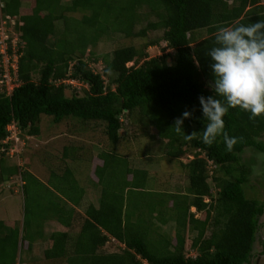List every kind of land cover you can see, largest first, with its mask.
<instances>
[{"label": "trees", "instance_id": "1", "mask_svg": "<svg viewBox=\"0 0 264 264\" xmlns=\"http://www.w3.org/2000/svg\"><path fill=\"white\" fill-rule=\"evenodd\" d=\"M0 2V19L6 15L13 17V28L20 31L15 45L16 82L19 83L10 93L5 87L0 89V186L17 175L23 182L21 192L26 195L30 182H39L36 175L26 169L28 164L8 162L14 140H4L10 134L6 126L11 122L19 128L25 149L30 147L28 139L40 133L41 114L51 116L54 123L71 118L87 124H103V134L110 144V148H103L98 153L102 163L94 167L95 179L90 177V181L100 187L97 206L92 201L87 203L77 233L72 237L66 229L49 232L52 221L68 226L79 214L73 206L64 208L68 205L66 201L74 206L82 205L85 189L78 186L74 176L76 163H67L60 176H56L60 181L53 183L54 190L39 182L53 192L51 195L56 201L58 198L62 201H57L56 212L48 223L43 221L41 225L38 221L41 228L29 232L27 224L31 215L33 218V211L26 208L25 198L23 208H20L21 222L12 220L10 225H5L0 220V264H14L17 251L20 255L28 252L33 240H41L46 231L49 246L43 252L45 262L54 259L66 260L68 264H248L253 257L257 237L262 252L263 241L257 233L263 225L259 218L264 214V201L246 197L244 185L249 169L238 165V162L245 147L264 152V143L254 139L264 131V118L253 121L249 119V113L239 108L230 109L223 118L225 131L229 137L242 139L231 152L227 151L222 136L208 146L200 138L206 121L198 98L213 95L206 86L212 75L209 67L211 60L205 52L214 46L217 26L254 23L264 19V2L33 0L30 11L22 8L23 0ZM144 8L145 11L142 10ZM67 11H80L82 14L76 18L67 15ZM149 16L155 19H147ZM141 19H147V24L139 33L144 35L149 29L162 30L161 38L166 42L165 46L173 51L149 57L145 48L159 43L158 39L146 43L143 49L133 45L118 47L110 58L107 54L103 55V72H94L84 60L85 54L92 62L98 59L91 56L89 46L96 45L103 35L112 32L136 35L132 29ZM57 20L62 21L63 27L59 30L58 39L49 45L46 39L58 32L55 28ZM69 20L72 24L69 32L65 33ZM201 32L205 35L198 39ZM8 52L12 53L10 38ZM130 60L134 63L126 66ZM139 60L142 61L137 65ZM70 62L73 64L68 73ZM111 72L114 76L105 83L103 74ZM34 73L38 74L36 80L32 78ZM65 78L82 81L87 88L80 95L72 93L67 96L66 84L62 82ZM186 110L192 113V118L184 120L185 133L201 132L192 141L184 140L172 127L175 119ZM134 111L147 116L157 138L163 141L168 157L178 159L186 153L193 155L188 162L180 163L188 179L183 191H187L191 198L185 195V206H181L184 216L176 218L173 237L166 235L164 239L159 238L164 243L161 254L148 247L143 226H133L130 221L132 213L125 205L122 191H113L107 199L101 186L104 170L114 168V161L125 166L126 173L122 179L125 188L141 192L147 185V171L130 166L128 159L116 150L123 128L121 116ZM74 151L73 147L63 146V159L75 162L77 156ZM138 170L142 173L138 174ZM129 173H133L132 176L128 177ZM67 176L70 182L64 181ZM14 188L10 185L7 191L14 195ZM213 188H216L215 193ZM176 190L183 192L182 188ZM204 196L209 197V203L203 201ZM191 206L196 211H203L204 218L195 217L194 212L189 210ZM214 208L216 213L210 223V234L205 236L210 211ZM162 221L166 223V220ZM193 230L196 233L189 247L196 254L192 256L185 251V232ZM155 232L164 235L161 230L156 229ZM110 242L119 244V249L101 251Z\"/></svg>", "mask_w": 264, "mask_h": 264}, {"label": "rangeland", "instance_id": "2", "mask_svg": "<svg viewBox=\"0 0 264 264\" xmlns=\"http://www.w3.org/2000/svg\"><path fill=\"white\" fill-rule=\"evenodd\" d=\"M261 2L264 1L261 0ZM33 3V0H23L21 6L22 8L26 9L25 11H30ZM1 5L2 4L0 2V6ZM142 10L145 11L146 8ZM66 14L80 18L82 12L67 11ZM147 19L154 20L155 17L149 16ZM147 19H141L133 26L132 31L136 35L127 36L125 32H112L108 35H103L96 45L89 46V49L92 52L91 56H97V61L92 62V60L88 58L87 54L84 55V60L88 62V65L94 72L102 73L104 67L103 55L107 54L110 58L113 50L118 47H127L133 45L136 48L143 49V45L158 39L159 43L147 46L145 48L146 54L149 57H153L164 52L173 51L172 49L168 48V46H165L166 42L161 38L162 30L149 29L146 30L144 35L139 33L141 29L146 27ZM7 22L9 23L7 25L8 30L2 35L1 29L4 31L6 26H4L5 22L2 24L0 19V34L2 35V39L9 37L11 45L14 46L17 40H19L20 31H16L17 29L15 30L12 28L8 20ZM71 24L72 21L69 20L65 33L69 32ZM1 26H3V28H1ZM62 27L63 23L61 20L55 21V28L58 32H56L54 35H50L46 39V41H48L47 44L53 45L56 38L58 39L59 30ZM204 35L205 32H201L198 36V39L202 38ZM141 61L142 60H139L137 65L141 63ZM133 63L134 60H130L126 63V66H131ZM72 64L73 62H70L68 73L71 72ZM112 76H114V73L112 72L106 75L103 74L105 83H108ZM32 78L36 80L38 78V74H32ZM11 82L14 84V86L15 84L17 85L19 83L18 81H14L13 78ZM62 82L66 84L65 94L67 96L71 95L72 93L80 95L87 88V85L84 82L75 79L65 78L62 80ZM113 86L114 85H112V87ZM121 117L123 128L120 130L121 138L116 146V150L128 159L130 166H135L139 169H145L147 171V185L141 192L137 189L134 190L132 188L130 189L129 187L125 188V185L122 184V179L126 173L125 166L117 161H114V168H112L113 170L111 167L104 170L101 186L104 187V196H108L107 199L113 195V191L114 193H120V191H122L125 205L128 206V211L132 213L130 221L134 223L133 226H143L142 230L146 231L144 238L148 247L156 253L161 254L164 250V243H162L159 238L163 237L162 239H164L166 238V235H171V237H173L172 235L174 234V223L176 218H178V215L182 217L184 216L182 214L183 209L181 206H185V195L189 196V193L187 191H183V187L187 186L188 179L187 172L180 163L188 162L193 158V155L191 153H186L178 159L168 157L163 146V141L157 138L156 130L147 121V116L141 115L138 111H134L130 115L126 116L125 114ZM39 128L40 133L35 137H30L28 139L30 140V147H28V149L23 148L24 144L21 142V140L15 141L17 138L19 139L17 134H15L13 148L9 153L11 157L8 158V162H16L25 166L28 164L26 169L34 174L36 173L35 175L37 176L35 177L44 186L52 188L53 183L60 181L56 176H60L64 169V165L67 163H76L74 164V167H72L74 170V176L78 182V186L84 188L85 190L88 188L87 202L83 199L82 205L77 206V209L83 212L86 203L89 201L96 203L97 197L99 196V185H95L90 181L91 178L96 177L94 173V167L102 163L98 153L103 148H110V144L107 142L106 135L103 134V124H94L91 122L87 124V122L82 123V121L71 118H64L59 123H54L51 116L41 114ZM254 139L255 141L264 143V131L260 135L254 137ZM65 145L68 146V148L73 147L75 149L74 153L77 156L75 162H70L71 160L66 161L63 159L62 149ZM20 152L22 154H20ZM239 164L245 165L249 169L247 174L248 180L246 185H244L246 197L264 201V152H260L253 147H245L240 153L238 165ZM140 173L142 172L138 170V174ZM132 174L129 173L128 177H130V175L132 176ZM69 179L70 177L67 176V179H64V181L70 182ZM33 182L35 181L32 180L30 182L31 185L28 189L29 192L26 193V195H23L21 192L20 186L23 182L19 180L17 175L12 176L7 182L3 183L4 186H0L5 188L3 189L5 191L8 190L10 185L15 187L14 191L16 192L14 199L16 203L20 205V208H23L24 198L25 201H27L25 204L26 208L33 211V218L31 215V220L28 221L29 226L27 224L29 232L38 231L41 228L43 221H45L43 223L50 221L56 212L58 205L57 203L62 202L59 200V198L57 199V202L51 195L53 192H49L42 184L39 182H35L34 184ZM179 188H182L183 194L176 190ZM213 191L215 193L216 188H213ZM209 200L210 199L208 196L203 197L204 202L209 203ZM4 208V205L1 203L0 215L4 213ZM189 210L194 212L195 217L200 219L204 218L203 211H196L195 207H190ZM215 213V208L210 211V217L208 226L205 230V236H209L210 234V223H212ZM81 215L82 214L79 213L74 218L73 224H76L74 225L75 227L74 231L72 232V237L78 231V225H81L82 223V221H80ZM27 217H29V214ZM50 217L51 219H49ZM163 219L166 220V223H163ZM259 219L261 222H264V214L261 215ZM38 221L41 222V225L38 224ZM156 229L163 231L164 235L156 234ZM195 233L196 230H193L192 232H185V251L186 254L192 256L195 255L196 252L195 250L190 249L189 244ZM262 234L264 235V227H262ZM257 235L259 236V233H257ZM45 242L46 240L40 244L34 241V244H32L30 247L32 249L35 248L31 252L30 256L32 262H25V264H41L39 258L42 256L41 250L47 246ZM111 243L112 242L107 244V246L101 249V251L112 252L119 249V244ZM256 249H261V244L258 240V237L254 245V250ZM19 253L20 252L18 250L16 253L17 257L19 256ZM64 262L65 261L62 260L59 264H63ZM259 262L260 259L256 258L255 264H259Z\"/></svg>", "mask_w": 264, "mask_h": 264}, {"label": "clouds", "instance_id": "3", "mask_svg": "<svg viewBox=\"0 0 264 264\" xmlns=\"http://www.w3.org/2000/svg\"><path fill=\"white\" fill-rule=\"evenodd\" d=\"M7 20L12 28L15 25V19L6 15L4 21L1 18L2 24L5 22L6 26L3 32L8 30ZM3 40L7 45L6 55L9 60L5 65L2 61L3 54L0 52V89L5 87L6 92L10 93L14 87L12 78L14 81L17 79L16 44L13 46L10 43L12 53H9V37ZM205 55L210 57L209 67L212 75L206 86L213 95L207 97L201 95L198 98L206 121L202 136L201 132L196 131L191 134L185 133L184 120L192 118V113L187 110L181 117L175 119L172 127L184 140L192 141L200 136L202 142L208 146H212L217 137L222 136L227 151L231 152L242 138L229 137L225 131L223 118L229 110L239 108L249 113V119L253 121L264 118V19L254 23L217 26L214 46L206 51ZM6 128L10 134L4 141L14 140L15 134L19 137L15 141H20V130L14 122L9 123ZM63 261H65L63 264H68L66 260Z\"/></svg>", "mask_w": 264, "mask_h": 264}, {"label": "crops", "instance_id": "4", "mask_svg": "<svg viewBox=\"0 0 264 264\" xmlns=\"http://www.w3.org/2000/svg\"><path fill=\"white\" fill-rule=\"evenodd\" d=\"M3 189H5V188L0 187V191H1L0 192V205L2 203L5 208L3 210L4 213L2 215H0V220H2L5 225H10L12 220H16V221L19 220V222H21L20 220L22 219V214H21V211H20V205L17 204L15 199H14L15 194L11 195L7 190L5 191ZM51 189L54 190L53 188H51ZM87 191H88V188H87V190H85L84 196L82 197L81 201H83V199H84L87 202ZM55 193H57V192H55ZM18 203H19V200H18ZM66 204H68V205H67V207L64 206V208L68 209V207L73 206L76 211H78L80 214H83V212H81L79 209H77V206H74L71 202L66 201ZM95 205L97 206V200H96V204ZM86 206H87V203H86ZM73 222L74 221H71V223L68 226H65L63 224L58 223L57 221H52V224L50 225L51 226V230L49 232L53 231L54 229H58V230L66 229L70 233H72L74 231V227H75L74 225L76 224V223L73 224ZM79 226L80 225H78V228H79ZM47 233L48 232L46 231L45 235L42 237V239L39 240V241H36V243H40L41 244V243H43L46 240L45 243L47 245L45 248H43V250H41L42 256H41V258H39V260L41 261V264H59V263H61L62 260L58 261V260L52 259L50 262H45V260H44V255H43L44 249H46L49 246V238H47ZM32 244H34V240H33ZM34 249L35 248H33V249L30 248V250L28 252L24 251V254L23 253L21 255L19 254V256L16 258L17 262L15 261L14 264H17V263L18 264H25V262L26 263H31L32 260H31L30 256H31V252ZM21 261H23V262H21Z\"/></svg>", "mask_w": 264, "mask_h": 264}, {"label": "flooded vegetation", "instance_id": "5", "mask_svg": "<svg viewBox=\"0 0 264 264\" xmlns=\"http://www.w3.org/2000/svg\"><path fill=\"white\" fill-rule=\"evenodd\" d=\"M263 225H264V222H263ZM262 227H264V226L261 225L258 228L259 236L261 237V240L263 241L262 242V252H260V250L256 249L253 253V257L250 259V262L248 264H255L256 258L260 259L259 264H264V261H263V259H264V235L262 234Z\"/></svg>", "mask_w": 264, "mask_h": 264}, {"label": "built area", "instance_id": "6", "mask_svg": "<svg viewBox=\"0 0 264 264\" xmlns=\"http://www.w3.org/2000/svg\"><path fill=\"white\" fill-rule=\"evenodd\" d=\"M1 33L3 34V30L1 29ZM6 48L7 45L5 43V41L2 39V35L0 34V52H2L3 57H2V61L5 63V65L7 64L9 57L8 55H6ZM14 67V65H12Z\"/></svg>", "mask_w": 264, "mask_h": 264}]
</instances>
